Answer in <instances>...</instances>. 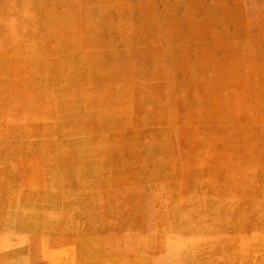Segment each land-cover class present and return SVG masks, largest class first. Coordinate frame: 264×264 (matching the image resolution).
Here are the masks:
<instances>
[{
    "label": "rangeland",
    "instance_id": "1",
    "mask_svg": "<svg viewBox=\"0 0 264 264\" xmlns=\"http://www.w3.org/2000/svg\"><path fill=\"white\" fill-rule=\"evenodd\" d=\"M0 264H264V0H0Z\"/></svg>",
    "mask_w": 264,
    "mask_h": 264
}]
</instances>
